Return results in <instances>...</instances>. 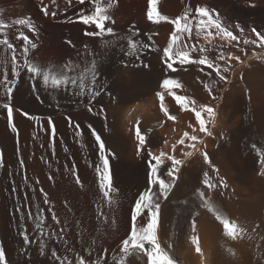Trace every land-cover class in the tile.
<instances>
[{
  "label": "bare ground",
  "instance_id": "obj_1",
  "mask_svg": "<svg viewBox=\"0 0 264 264\" xmlns=\"http://www.w3.org/2000/svg\"><path fill=\"white\" fill-rule=\"evenodd\" d=\"M58 1L61 0H55L56 3ZM52 2L0 0V16H6L13 8L19 15L33 11L34 19H30L36 32L23 28L37 44L30 51V59L40 65H60L67 61L82 64L86 58L91 59L86 57V53L104 51L99 37L85 35L77 28L83 24L73 22L78 20L77 13L81 9L90 14L93 10L90 0H85L84 5L71 1L73 3L67 11L58 13L60 26L40 20L44 7L51 12ZM102 3L104 6L114 4L109 14L115 24L106 26L113 27L122 35L129 34L130 29L138 31L139 37L136 38L151 47L144 49L138 59L125 56L119 50L120 45H125L126 49L123 41L112 48L99 66V84L104 85L100 88V96L95 99L87 95L79 98L70 91L54 92L45 89L40 81H36L39 91L34 92L33 81L23 70L12 97H0V152L4 159V167L0 168V245L4 247L10 264H53L48 259L52 247L57 249L58 254L68 255L73 264H76L75 253L91 261L103 256L105 249L109 258L115 253L116 261H119L122 241L128 237L131 228L132 207L138 195L148 187L149 151L154 155L161 152L175 155L184 161L176 173V183L168 200H161L158 231L161 246L169 252L175 264H260L255 245L259 243L260 252H264V240L260 239L264 237V176L260 175L258 156L252 145L256 144L264 150V50L241 44L247 52L245 55L234 42L229 46L226 41L217 38L208 43L202 38L197 39L194 30L189 43L209 49L206 55L210 59L214 60L223 50L225 54L232 52L240 56L243 61H231L230 70L224 73L228 82H218L209 94L204 83L218 80L214 73L211 77L206 75L212 70L205 68L201 72L196 65H186V71L170 73L164 67L163 49L170 42L173 28L167 23L154 25L147 19L149 0H102ZM188 6L193 9L206 6L242 39H254L257 33L264 35V0H158L157 10L175 19ZM89 29L96 30L94 26ZM253 52L260 59L253 56ZM193 56L199 58L198 53H193ZM218 63L224 66L223 61ZM163 78H175L182 83L183 88L175 90L178 95L195 99L197 106L205 104L215 109L214 124L207 125L213 136L200 132L194 115L190 111H181L166 93L164 103L170 114L177 117L176 121L167 119L156 95L163 91L160 87ZM4 103L13 107L11 122L2 106ZM25 112L27 116L22 114ZM30 116L37 119H29ZM202 116L206 118L207 114L202 113ZM68 117H71V124ZM49 118L56 128L53 143H48L44 133L51 129ZM12 124L17 126V132L12 131ZM75 124L80 125L82 135L74 128ZM89 125L101 135L109 153L116 189L111 192L112 203L103 196L99 187L96 172V165L100 163L99 148ZM137 125L147 136L143 151L138 150ZM185 132L204 141V145L197 143L196 147L209 154L220 176L228 184L226 189H204L201 183L203 172L208 171L212 177L215 173L198 151L187 147L192 141L186 139L185 145L177 143L184 138ZM173 144H176L175 152ZM189 151L193 155L186 157L184 153ZM170 166L167 156L162 158V174ZM77 175L79 184L76 182ZM164 178L172 179L166 175ZM12 181L17 188L15 193L11 190ZM200 189H204L230 219L244 224L249 232L255 229L256 239L250 241L245 237L232 241L225 237L222 226L199 207L196 193ZM45 193L49 201L47 204L44 203ZM25 195L27 199H24ZM21 207L25 212L31 211L34 217L40 214L45 217L44 240L48 247L43 256L38 250L40 241L23 244L22 228H28L30 238L35 236L37 219L26 216L22 222L16 211ZM52 211L57 214L60 224L51 219ZM193 211L200 213L196 217V234L204 252L203 260L190 240ZM61 228L65 235L60 243L56 242V236L48 239L52 233L58 235ZM69 248L74 251H67ZM228 248L233 249L235 257L229 255ZM23 249H27L26 254ZM101 264L114 262L105 259ZM126 264H147V257L130 256Z\"/></svg>",
  "mask_w": 264,
  "mask_h": 264
},
{
  "label": "snow or ice",
  "instance_id": "obj_2",
  "mask_svg": "<svg viewBox=\"0 0 264 264\" xmlns=\"http://www.w3.org/2000/svg\"><path fill=\"white\" fill-rule=\"evenodd\" d=\"M55 2V0H53ZM81 5L85 4V0H78ZM92 11L90 14H85L84 10L81 9L77 15L78 20L73 22L82 23L85 26L92 27L96 29L95 31H86L85 35L91 37H99L101 39V48L104 50L102 53H86V57L90 56L91 59H85L83 63H77L73 61H67L60 65H40L29 58L31 50L37 47L29 35L25 34L24 31H20L19 35L16 37L18 40L23 41V47L18 51L17 47L11 43L7 37L6 29L9 28V24L0 21V46H2V51H0V72L3 74V78L0 79V86H3L6 96L10 99L12 97L13 91L16 84L19 82L22 70H24L31 81H33L32 90L38 92L39 88L36 81H40L45 89H52L54 92L70 91L74 96L79 98H84L86 95L95 99L101 95L100 88L104 87L103 84H99V66L102 64L103 60L107 58V54L112 48H116L120 41L125 42V45H120L119 50L124 53L125 56L133 57L137 59L142 54L144 49L151 47L150 44L142 42L139 37L138 31L129 30V34L122 35L116 32L113 27L106 26L109 24H115V20L109 14L111 9L114 7L113 3H109L104 6L102 0H90ZM71 4V0H69ZM158 0H149V7L147 10V19L154 25H159L161 23H167L172 26L173 30L169 37L170 42L167 47L163 49V64L164 67L170 73H176L178 70H187L186 65H196L200 67V71L204 72L205 68L212 70L206 73L208 77L215 74L218 80H213L210 83H204L205 89L212 93L213 88L218 82H228V77L224 73L228 72L231 68V61H241L240 56L234 55L232 52L225 54L223 50L218 52L215 59H210L206 52L209 50L204 46H197L195 43H189L193 38V33L195 30V37L197 39H203L208 43L219 38L221 41H226L229 46L233 45V42L237 48L245 55L247 52L241 44L254 45L256 48L264 50V35L259 33L256 34L254 39H242L238 34L234 33L233 30L229 29L227 25L223 23L219 15L215 14L212 10L206 6H196L194 9L191 6L185 8L182 15L177 16L172 19L166 15H162L157 10ZM45 16L49 15L47 7L42 9ZM194 13V15H193ZM50 15L55 18L57 13L54 11ZM67 22V21H65ZM14 25L21 28L30 30L35 33V25L27 17L19 18L12 22ZM187 38V39H185ZM149 39L151 37L149 36ZM87 48V46H85ZM193 53H198L199 58H195ZM253 56L260 59V56L253 52ZM218 61H223L224 66H221ZM11 64L12 79L8 75V64ZM243 77H241L242 79ZM163 91L157 92V96L160 101V109L167 117L168 120L176 121L177 117L170 114L169 108L165 105V94L170 95L179 105L181 111H190L197 123L199 124V131L204 133L206 136H213V132L208 128L209 123L214 124L216 111L213 107L205 104L197 106V101L186 95H178L175 91L176 89H182L183 85L180 81L175 78H163L160 84ZM39 99V96H37ZM213 99H216L213 96ZM3 108L6 110L7 119L9 122L13 119V107L10 103H4ZM88 110L91 112L92 108L89 107ZM103 112V108H101ZM202 113H206L207 117H203ZM27 116L28 114L22 113ZM29 119L36 120L37 117L30 116ZM69 123H72L71 117H68ZM51 127V135L53 138L56 136V128L49 118L48 121ZM91 129V135L95 137V142L98 144L99 148V160L100 163L96 165V172L99 179V187L103 192V196L109 199V203H112L111 192L116 191L113 185V178L110 168L109 153L106 150L105 142L101 138V135L97 131L88 126ZM191 127V125H189ZM12 131L17 132V126L15 124L11 125ZM74 128L81 135L82 130L79 124H75ZM195 131V129H193ZM136 139L139 145V151L144 150V146L147 143V136L141 131L139 125L135 129ZM192 141L187 147L198 151L203 157L204 162L208 165L215 177L209 175L208 171L203 172V177L201 183L204 189L213 190L217 187L226 189L228 187L227 182L220 176L219 169L213 164L206 151L197 149V143L204 145V141L199 139L196 135H189V133H184V138L177 141L179 145H185V140ZM167 143V141H165ZM206 147V145H205ZM258 156V165L260 169V175L264 176V150H261L256 144L252 145ZM176 144L172 145V150L175 152ZM186 157H191L193 155L192 151L185 152ZM149 159V175H148V187L141 192L134 202L131 210V231L126 239L122 241L120 248V253L122 254L121 259L116 261V254L113 253L109 258L107 254V249L104 250L103 256H98L95 260H86L83 255L75 253L76 264H101L102 260L110 259L114 264H126L127 258L130 256H136L137 258L147 257V264H175L174 260L170 256L169 252L161 246L160 238L158 236V231L160 227V216H161V200H168L172 189L176 183V173L179 172L180 167L183 165L184 161L177 159L175 155H168L161 152L159 155H154L151 151L148 152ZM167 156V159L171 161V166L167 168L166 172L162 174L161 165L162 158ZM154 161V163H153ZM23 164V161H21ZM4 167L3 153L0 152V168ZM171 177V180H166L164 176ZM27 179L26 177L24 178ZM51 179V177H49ZM215 181V182H214ZM76 182L79 184L80 179L77 175ZM12 192L17 191L15 181H12ZM204 189H200L196 193V197L199 200V207L210 213L212 217L219 223L223 228V235L232 241H237L247 237L248 240H255L256 234L255 229L249 232L248 228L242 224L238 223L235 219H230L223 209L210 197L206 195ZM35 191V189H34ZM40 191H43L42 189ZM28 197L25 195L24 199ZM48 197L44 194V203L47 204ZM187 203V201H185ZM16 211L19 213V219L23 222L25 218L37 219L35 228L37 234L30 238L29 230L27 227H23L20 235L24 245H31L36 241H40L38 245L39 253L43 256L45 255V250L48 247L44 240L45 232L43 229V224L45 217L40 214L38 217H34L31 211L25 212L21 208H17ZM39 211V209H38ZM199 211L192 212L191 218V244L195 247V252L199 254L203 260L204 252L201 248L200 238L196 234L197 232V222L196 217L199 216ZM51 219L55 221L56 224H60V220L57 214L52 211ZM139 223V226H138ZM259 227V225H257ZM64 229L61 228L59 234L52 233L48 236L51 239L56 236V242L60 243L64 239ZM264 240V237H260ZM67 244V241H64ZM260 244L255 245L256 251L258 253V260L260 264H264V252H260ZM25 254L27 249H23ZM67 251H74L69 248ZM230 256L235 257L236 253L232 248L227 249ZM91 255V251L89 252ZM48 259L53 262V264H73V261L68 255H60L55 247L50 250V255ZM0 264H10V261L6 257L5 249L0 245Z\"/></svg>",
  "mask_w": 264,
  "mask_h": 264
},
{
  "label": "rangeland",
  "instance_id": "obj_3",
  "mask_svg": "<svg viewBox=\"0 0 264 264\" xmlns=\"http://www.w3.org/2000/svg\"><path fill=\"white\" fill-rule=\"evenodd\" d=\"M62 1V2H61ZM60 2L58 1L57 3L55 2V3H53L52 2V6L51 5H49V7L51 6L52 7V9H51V12L50 13H52V12H56L57 13V15H56V17L55 18H53L51 15H50V13H49V15H47V17L43 14L40 18V20H41V22H43V23H45V24H56V25H62V24H59L58 23V13H60V12H63V10L64 11H67L68 10V8H69V6L73 3V2H71V4H69V0H61ZM66 1V2H65ZM68 1V2H67ZM71 1H73V0H71ZM74 2H78V0L76 1V0H74ZM58 4V5H57ZM56 8V9H55ZM66 8V9H65ZM54 9V10H53ZM12 11H10V13L9 14H7L6 16H0V21H3V22H5V23H9V28H8V30L6 29V32H7V37H8V39H9V41L11 42V43H13L14 44V46H16L17 47V50L19 51L21 48H22V46H23V41L22 40H20V43H19V40L18 39H16V37L19 35V32L22 30L23 31V28H21V27H19V26H16V25H14L12 22L15 20V19H19V18H25V17H27V18H31V19H34V14H33V11H31V13H28L27 15H19L18 13H15V10H14V8L13 9H11ZM61 10V11H60ZM44 16V17H43ZM16 17V18H15ZM30 19V20H31ZM45 19V20H44ZM47 20V21H46ZM47 22V23H46ZM71 25V24H70ZM67 26V25H66ZM17 27V28H16ZM13 30H12V29ZM77 28L79 29V30H81V32H86V31H90V27H88V26H83V25H81V26H77ZM12 30V31H11ZM11 34V35H10ZM0 39H3V37L2 36H0ZM18 42V43H17ZM19 45V46H18ZM0 51H2V46H0ZM23 71V70H22ZM22 74V73H21ZM8 75H9V78L10 79H12L13 77H12V71H11V64H10V62H9V64H8ZM3 78V74H2V72H0V79H2ZM5 97L6 96V94H5V92H4V89H3V86H0V97H3V96ZM52 127V126H51ZM44 133H45V137L47 136V140H48V143L49 142H52L53 143V137H52V135H51V129H50V132H48V131H44ZM55 139V138H54ZM35 140H36V134H35ZM50 140V141H49ZM37 141V140H36ZM55 189L57 190V186L55 185ZM68 205H66V207H67ZM84 211H85V213L88 215V210H87V208L85 207V209H84ZM70 212H72L71 210H70ZM130 231H131V228H129V231H128V234L127 235H129L130 234Z\"/></svg>",
  "mask_w": 264,
  "mask_h": 264
}]
</instances>
